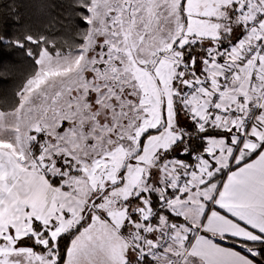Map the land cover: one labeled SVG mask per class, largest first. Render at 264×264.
Wrapping results in <instances>:
<instances>
[{
  "label": "snow or ice",
  "instance_id": "snow-or-ice-1",
  "mask_svg": "<svg viewBox=\"0 0 264 264\" xmlns=\"http://www.w3.org/2000/svg\"><path fill=\"white\" fill-rule=\"evenodd\" d=\"M0 264H264V0H0Z\"/></svg>",
  "mask_w": 264,
  "mask_h": 264
}]
</instances>
